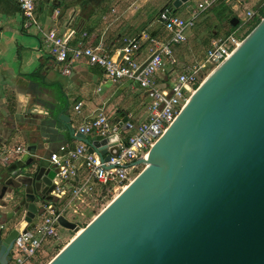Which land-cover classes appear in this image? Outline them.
<instances>
[{"label": "water", "instance_id": "1", "mask_svg": "<svg viewBox=\"0 0 264 264\" xmlns=\"http://www.w3.org/2000/svg\"><path fill=\"white\" fill-rule=\"evenodd\" d=\"M95 1L42 0L40 10L72 20ZM191 1L171 0L170 14ZM120 117L115 124L128 121ZM66 122L65 131L102 161L117 155V135H85ZM27 150L6 180L0 176V264L11 261L19 234L4 236L8 222L23 216L31 230L54 202L60 169L37 146ZM136 164L145 168L85 228L60 217L59 227L81 233L49 264H264V18ZM78 183L77 176L65 186Z\"/></svg>", "mask_w": 264, "mask_h": 264}, {"label": "crops", "instance_id": "2", "mask_svg": "<svg viewBox=\"0 0 264 264\" xmlns=\"http://www.w3.org/2000/svg\"><path fill=\"white\" fill-rule=\"evenodd\" d=\"M205 1L188 3L180 10V17L189 18L191 8ZM246 1L250 3L247 11L256 13L252 20L247 18L246 24H249L264 14V0H260V3L256 0ZM41 2L42 0H36L37 25L26 28L17 3L13 0H0V150L20 144L27 147L34 145L37 146L39 155L50 158L57 153L64 157L65 154L60 151L62 146L75 148L82 143L65 131L66 121L70 120V125L79 131L100 109H104L113 123L121 115L122 122L126 117L136 124L146 121L150 97L144 90L127 81L114 84L106 79L101 68L88 66L84 62L78 63L69 75L63 74L64 66L51 56L44 42V33L55 29L73 47L82 42L93 45L102 43L111 55H116L125 37L149 32L161 41L167 40L169 33L159 20V13L149 23L147 11L150 4L146 1L141 0L137 4L129 0H97L80 9L72 20L68 16L57 19L56 14L49 17L40 10ZM170 2L171 0H163L159 11L170 5ZM217 2L215 0L214 6L198 19L197 24L204 23L207 30L203 44L205 50L199 54L192 47L183 50L182 47L186 44L178 46L176 54L181 63L182 60L189 64L202 62L213 38L224 37L243 25L239 16L233 14L237 8L232 9L227 3ZM129 6H136L138 12L133 16L129 15ZM58 11L61 9L58 8L56 12ZM223 13L232 17L226 15V21L223 15L219 21ZM234 17L240 19L236 27L230 23ZM197 24L189 32L190 44L194 41L191 40L193 35H199L196 31ZM85 33L90 37H84ZM146 56L148 47L144 44L140 52L141 60ZM169 72L159 74L160 84L170 83ZM79 103L83 106L81 112L77 113L75 106ZM62 116H65V121L61 119ZM6 170L7 168L0 166V176L5 180L8 178ZM77 175L80 181L87 177L83 161L77 165ZM92 184L95 187L94 193L86 196L83 202H78L82 214L88 213L91 204L102 202L100 184L96 181H92ZM54 201L59 208H63L69 203V196L54 198ZM70 207H75V203L70 204ZM71 217L74 220L75 217ZM9 222L4 236L15 227L16 219ZM2 224L0 222V228Z\"/></svg>", "mask_w": 264, "mask_h": 264}, {"label": "built area", "instance_id": "3", "mask_svg": "<svg viewBox=\"0 0 264 264\" xmlns=\"http://www.w3.org/2000/svg\"><path fill=\"white\" fill-rule=\"evenodd\" d=\"M13 1L22 13L24 26L28 28L37 25L36 0ZM214 4L215 0L199 3L197 8L191 10L189 18L172 15L169 9L161 11L159 20L169 33L167 40L161 41L149 32H143L140 36L125 37L116 55H111L102 43L93 45L82 42L73 47L55 29L44 33V42L51 56L64 66L63 74L69 75L78 63L84 62L88 66L101 68L106 79L114 84L131 82L150 97L149 116L140 124L128 120L120 125L113 123L104 109H100L89 123L80 128L79 132L85 135L94 132L105 138L118 136V153L111 156L109 161L104 162L98 153L89 152L85 143H80L75 148L64 145L60 148L65 154L64 157L57 153L50 157L51 162L60 169L55 180L57 188L52 195L55 199L68 195L69 203L63 208H59L55 201L45 203L40 219L35 220L34 227L28 231H25L28 224L24 217L15 218L14 228L19 229V234L15 238L9 264H32L45 248L51 245L49 240L62 242L58 233L59 219L61 216L69 218L71 213L74 217L84 215L78 202H83L86 196L94 193L92 181L101 186V201L112 202L140 174L137 175L143 165H137L136 162L149 157L153 146L175 123L199 85L223 64L246 38L244 36L249 26L246 27L248 23L245 22L232 33L213 38L202 62H180L176 54L177 47L187 43L188 33L195 28L200 16ZM246 14L249 20L256 16L254 11H247ZM260 19H263V14ZM84 37L90 36L85 33ZM144 44L148 47V56L141 60L140 52ZM167 71H170V83L162 85L158 76ZM82 106V103L75 106L77 113L81 112ZM26 154L30 152L24 144L8 146L0 150V166L7 168ZM81 161L85 164L87 177L83 181L79 180L77 185L66 187V183L78 176L77 165ZM72 203H75L74 209L70 207Z\"/></svg>", "mask_w": 264, "mask_h": 264}, {"label": "rangeland", "instance_id": "4", "mask_svg": "<svg viewBox=\"0 0 264 264\" xmlns=\"http://www.w3.org/2000/svg\"><path fill=\"white\" fill-rule=\"evenodd\" d=\"M139 1L141 0H129V2L133 3V2H136L137 4H139ZM142 1H146L147 4H150L149 5V9L147 11V16H149V23L152 19H155L157 14L159 13V9H160V5H162L163 3V0H142ZM162 1V2H161ZM242 4V6L238 5V8L236 10L233 11V14L239 16V18L241 19V24H244L247 20V9L250 5V3H248L246 0H239ZM160 2V4H159ZM192 2V1H191ZM190 2V3H191ZM197 0H194L191 4H194L196 3ZM257 3H260V0H256ZM198 4H196L194 7H192L191 9L193 8H196ZM255 5V4H254ZM42 6V4H41ZM131 7H133L132 9H130ZM129 15L132 14H135L137 7L136 6H129ZM179 14V16H182V14L180 13V11L177 13ZM224 15V13L221 15V17L219 18V21L222 20V16ZM226 15H228L229 17H232V15L230 14H225L224 15V19L226 20V18H228ZM227 21V20H226ZM198 23V21H197ZM251 23H249L247 26H250ZM196 31L197 33L199 34L198 37L194 34L193 37L191 38V40L193 41L191 44L189 43V41L183 45L182 49L183 50H189L190 47H192L191 49L193 51H196L199 53V54H202L203 51L205 50V47H204V42H205V36H206V28H205V25L204 23H199L197 24V28H196ZM188 36H189V33H188ZM189 47V48H188ZM196 52V53H197ZM197 53V54H198ZM198 54V55H199ZM181 62V60H180ZM182 63H186L185 60L183 61L182 60ZM208 77V76H207ZM145 168V165H143L140 169V171L137 173V175ZM111 202L110 201H106V202H100V203H97L96 202L94 204H91L90 207L88 208V213L84 212V215H80V216H76L74 219L76 222H78L79 226L83 229L85 227L83 226H87L97 215H99L104 209L105 207L107 206V204H109ZM72 209H74V207H72ZM71 215L73 214H70L69 216V219H71ZM19 215H16V217H18ZM15 217V218H16ZM41 217V214L37 217L36 220H39ZM15 218L13 219V221H15ZM10 223V222H8ZM58 233L60 235V237L62 238V242H54L53 240H49L48 243H50L51 245L47 246L45 248V250L41 253L40 256H38L33 262L32 264H49L59 253L60 251L65 248L69 243L70 241L76 236V233L73 232V231H68L67 229L65 228H62V227H59L58 228Z\"/></svg>", "mask_w": 264, "mask_h": 264}, {"label": "trees", "instance_id": "5", "mask_svg": "<svg viewBox=\"0 0 264 264\" xmlns=\"http://www.w3.org/2000/svg\"><path fill=\"white\" fill-rule=\"evenodd\" d=\"M170 8V5H167L163 8H161V10L159 11V13L161 11H165V10H168ZM263 18H264V14H263ZM261 19H255L254 21L251 22V25L249 26V30L246 32L245 36L244 37H247L256 27L257 25L260 23ZM83 227H86V226H83Z\"/></svg>", "mask_w": 264, "mask_h": 264}, {"label": "bare ground", "instance_id": "6", "mask_svg": "<svg viewBox=\"0 0 264 264\" xmlns=\"http://www.w3.org/2000/svg\"><path fill=\"white\" fill-rule=\"evenodd\" d=\"M200 86H201V85H199V87H200ZM199 87H198V88H199ZM80 233H81V232H80ZM80 233H79V232L76 233V236L70 241V243H71V242H72V241H73V240H74V239H75ZM70 243H69V244H70ZM69 244H68V245H69ZM68 245H67V246H68Z\"/></svg>", "mask_w": 264, "mask_h": 264}, {"label": "flooded vegetation", "instance_id": "7", "mask_svg": "<svg viewBox=\"0 0 264 264\" xmlns=\"http://www.w3.org/2000/svg\"><path fill=\"white\" fill-rule=\"evenodd\" d=\"M230 23H231V21H230Z\"/></svg>", "mask_w": 264, "mask_h": 264}]
</instances>
